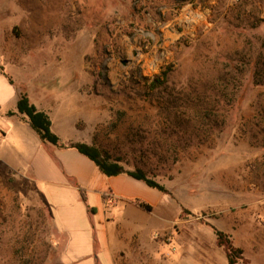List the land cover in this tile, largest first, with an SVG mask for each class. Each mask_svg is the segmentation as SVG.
<instances>
[{
    "label": "rangeland",
    "instance_id": "rangeland-1",
    "mask_svg": "<svg viewBox=\"0 0 264 264\" xmlns=\"http://www.w3.org/2000/svg\"><path fill=\"white\" fill-rule=\"evenodd\" d=\"M0 67L166 189L116 212L113 264H227L214 230L264 264V0H0ZM65 242L25 169L1 168L0 264H75Z\"/></svg>",
    "mask_w": 264,
    "mask_h": 264
},
{
    "label": "crops",
    "instance_id": "crops-1",
    "mask_svg": "<svg viewBox=\"0 0 264 264\" xmlns=\"http://www.w3.org/2000/svg\"><path fill=\"white\" fill-rule=\"evenodd\" d=\"M21 92L0 69V169H25L36 183L55 227L66 238L63 259L75 264H113L110 242L116 238V212L127 217L132 210L141 216L135 200L141 201L145 185L125 174L107 177L75 149L41 141L27 118L17 113ZM27 96L39 111L47 113L52 132L65 145L81 142L73 131L59 129L49 111L30 93Z\"/></svg>",
    "mask_w": 264,
    "mask_h": 264
},
{
    "label": "trees",
    "instance_id": "trees-1",
    "mask_svg": "<svg viewBox=\"0 0 264 264\" xmlns=\"http://www.w3.org/2000/svg\"><path fill=\"white\" fill-rule=\"evenodd\" d=\"M167 74L168 72H162L161 78L160 75L155 78V80L151 83L152 91L165 84ZM9 81L12 83L10 78ZM17 113L27 118L30 127L38 135L41 141L48 142L59 148L69 147L75 149L79 154L90 160L103 175L113 177L125 174L134 180L141 181V183H143L147 188L156 190L160 193H166L164 186L150 178L142 169H125L122 165L121 159L112 158L108 152L100 150L94 144H88L86 142H71L68 145H65L62 140L52 132L51 120L47 113L39 111L35 105L30 102L29 97L25 92H21L17 101ZM8 114L12 115V113ZM135 204L146 212L151 210L150 205L147 203L135 200ZM93 211V209L89 210L91 213H93ZM214 234L216 244L221 247L225 253L227 264H245L242 250L233 245L228 234L220 230H214Z\"/></svg>",
    "mask_w": 264,
    "mask_h": 264
},
{
    "label": "bare ground",
    "instance_id": "bare-ground-1",
    "mask_svg": "<svg viewBox=\"0 0 264 264\" xmlns=\"http://www.w3.org/2000/svg\"><path fill=\"white\" fill-rule=\"evenodd\" d=\"M189 19V18H188Z\"/></svg>",
    "mask_w": 264,
    "mask_h": 264
}]
</instances>
